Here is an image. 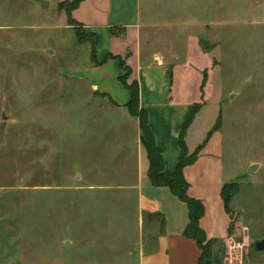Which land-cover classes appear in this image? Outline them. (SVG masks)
Segmentation results:
<instances>
[{"label": "rangeland", "instance_id": "obj_1", "mask_svg": "<svg viewBox=\"0 0 264 264\" xmlns=\"http://www.w3.org/2000/svg\"><path fill=\"white\" fill-rule=\"evenodd\" d=\"M37 1L0 0V237H44V251L54 255L62 239H75L64 249L73 258L89 254L83 244L90 240L101 253L110 240L138 236L136 194L82 192L80 208L72 193L41 187L124 183L136 135L111 114L106 95L77 78L90 76V45L77 42L56 0H41L44 8ZM140 14L144 57L157 52L176 79L197 83L203 104L185 144L202 143L204 127L217 119L225 179L238 184L232 229L241 219L261 239L264 0H140Z\"/></svg>", "mask_w": 264, "mask_h": 264}, {"label": "crops", "instance_id": "obj_2", "mask_svg": "<svg viewBox=\"0 0 264 264\" xmlns=\"http://www.w3.org/2000/svg\"><path fill=\"white\" fill-rule=\"evenodd\" d=\"M64 1L71 0H56V4ZM71 17L86 32L97 35L96 63L89 60V67L85 71L90 72V76L79 75L77 78L84 81L91 92L106 95L113 105L111 114H120L122 122H125L124 126L135 133L134 145H129L132 169L127 164L121 168L123 174L118 171L120 176H125L122 184L114 185L109 181L103 186H94L82 185L83 181L75 186L41 188L46 192L58 191L64 198L66 194L72 193L71 203H78L77 207L80 208L82 192L95 196H106L108 192L123 196L134 193L137 197L138 236L131 241H126L124 237L117 242L110 240L101 247V253L97 252V244L89 240L83 244L89 254L76 258L66 251V247L74 244L75 239L64 238L60 244L56 243L60 253L54 255L44 251L47 243L44 237L26 240L17 236H2L0 264H197L200 250L193 240L183 236L188 222L185 204L167 188L154 187L148 180V160L140 141L138 121L125 108L130 94L118 81V77L123 74L119 62L120 59L123 60L131 70L127 82L138 83L139 106L147 112L155 144L162 151L163 174L166 178H170L176 168L180 154L179 139L184 125L189 122L186 135L200 116L203 103L200 101L196 81L191 77L176 79L165 57L157 52L144 57L142 43L148 42V39L142 38L140 0H83L71 12ZM111 27H123L124 32L120 36H112L109 31ZM216 120L212 118L204 127L206 135L202 143L193 145L192 150L189 149V143L185 144L189 154L200 145L202 147L194 163L183 169L184 179L188 183V196L199 200L204 208L199 227L210 241L209 264H264L262 252L246 248L250 245L254 247L253 243L259 239L251 237L241 219L229 231L232 219L225 212L221 199V189L228 184L223 167L222 128L214 129ZM35 190L36 188H27L26 192L32 193ZM77 214L81 216L78 212L74 217ZM155 214L162 217V225L160 218L150 217ZM58 217L59 220H65L63 209L59 211ZM2 219L0 211V221ZM240 236L241 243L237 240Z\"/></svg>", "mask_w": 264, "mask_h": 264}, {"label": "trees", "instance_id": "obj_3", "mask_svg": "<svg viewBox=\"0 0 264 264\" xmlns=\"http://www.w3.org/2000/svg\"><path fill=\"white\" fill-rule=\"evenodd\" d=\"M82 1L83 0L64 1L59 3L57 7L59 10H63L65 12L67 25L72 29L77 42L81 44L87 43L90 45V60L91 62L96 63L95 52L98 40L97 35L92 32H86L81 24L77 23L71 17V12L76 9L79 3ZM109 31L112 36H120L124 32V28L111 27ZM119 63L123 74L118 77V81L130 94V99L125 104V108L128 114L131 117L136 118L138 121L140 141L145 150L148 160V180L154 187L167 188L175 198L185 204L188 212V222L183 230V236L187 239L193 240L197 244V247L200 250V257L197 264H209V260L211 258L210 241L207 240L205 233L199 227V220L204 214V208L199 200L193 199L188 196V183L183 176V169L186 166L194 163L197 158V154L199 153L202 146L200 145L199 147H197L196 150L191 154L187 152V148L184 142L185 131L189 123L187 122L183 127L179 139L180 154L178 157L176 168L173 171L171 177L166 178L163 174L164 161L162 157V151L155 144L153 134L148 125L147 112L139 106L138 83L136 81H132L131 83L127 82L131 74V70L125 65V62L123 60L120 59ZM219 125L220 124L217 123L214 129H218ZM237 192V183L225 184L221 189V199L224 205V210L230 215V203ZM150 217L160 218L161 225L163 224V220L160 214H155ZM232 225L233 224L231 222L229 231L232 229Z\"/></svg>", "mask_w": 264, "mask_h": 264}, {"label": "water", "instance_id": "obj_4", "mask_svg": "<svg viewBox=\"0 0 264 264\" xmlns=\"http://www.w3.org/2000/svg\"><path fill=\"white\" fill-rule=\"evenodd\" d=\"M37 2L40 4V6L42 8H44L47 5V3L45 1L38 0ZM253 246H254L256 251L261 252L264 249V237H262L259 240H256L253 243Z\"/></svg>", "mask_w": 264, "mask_h": 264}]
</instances>
